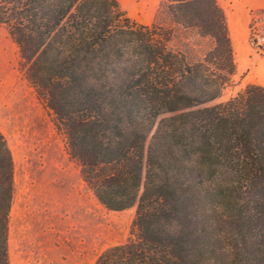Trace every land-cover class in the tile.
Masks as SVG:
<instances>
[{"label": "trees", "instance_id": "trees-1", "mask_svg": "<svg viewBox=\"0 0 264 264\" xmlns=\"http://www.w3.org/2000/svg\"><path fill=\"white\" fill-rule=\"evenodd\" d=\"M0 26L82 181L108 210L135 207L93 264H264V87L212 103L236 74L219 0H160L150 24L118 0H0ZM248 30L264 51V0ZM13 194L0 131V264Z\"/></svg>", "mask_w": 264, "mask_h": 264}, {"label": "rangeland", "instance_id": "rangeland-1", "mask_svg": "<svg viewBox=\"0 0 264 264\" xmlns=\"http://www.w3.org/2000/svg\"><path fill=\"white\" fill-rule=\"evenodd\" d=\"M118 2L131 20L142 24L154 21L160 4V0ZM219 3L227 17L236 74L232 85L212 103L226 101L248 84L264 87V51L257 49L250 42L248 30L250 14L263 7V0H219ZM197 42L198 38L193 31L177 30L173 45L196 57L199 49ZM0 131L13 159L14 194L8 234L10 264H93L97 255L104 249L126 240L135 215V207L121 211L108 210L97 201L82 181L79 166L69 157L65 139L56 130L51 112L20 70L18 47L3 26H0ZM43 151H46V155ZM47 153H50V157ZM51 186L56 188L58 193V201L53 203L52 209L54 218L52 211L48 214L46 201L38 204L27 199L39 188L45 191L46 187ZM90 221L103 226L96 229L97 237L95 234L89 236L86 232L87 223ZM226 246L228 247L227 244Z\"/></svg>", "mask_w": 264, "mask_h": 264}, {"label": "crops", "instance_id": "crops-1", "mask_svg": "<svg viewBox=\"0 0 264 264\" xmlns=\"http://www.w3.org/2000/svg\"><path fill=\"white\" fill-rule=\"evenodd\" d=\"M40 189H42V188H39L38 190L32 192L33 195H31L30 197H27V199L29 201H32V202H35L38 204H41L43 201H46L48 203V206H47L48 214L50 215L52 209H54L53 203L58 201L57 190H56V188H54L52 186L46 187L45 191H42ZM12 204H13V202H12ZM51 215L54 218L55 214L53 211H52Z\"/></svg>", "mask_w": 264, "mask_h": 264}, {"label": "bare ground", "instance_id": "bare-ground-1", "mask_svg": "<svg viewBox=\"0 0 264 264\" xmlns=\"http://www.w3.org/2000/svg\"><path fill=\"white\" fill-rule=\"evenodd\" d=\"M24 110V109H23ZM25 115V114H24ZM33 121V120H32ZM40 122H41V120H40ZM34 123V122H33ZM42 125V124H41ZM42 126H44L45 128H47V126L46 125H42ZM37 127V126H36ZM34 128V127H33ZM38 129V128H37ZM38 130H40V127H39V129ZM46 130V129H45ZM49 131V130H48ZM43 132V131H42ZM24 133L26 134V132L24 131ZM30 135V134H29ZM25 137V136H24ZM30 137V136H29ZM28 137V138H29ZM41 139V138H40ZM29 141V140H28ZM27 141V142H28ZM24 143V142H23ZM35 144V143H34ZM33 144V145H34ZM32 145V144H31ZM25 147V146H24ZM43 147V146H42ZM54 147V146H53ZM45 148V147H44ZM27 149V148H26ZM30 149V148H29ZM43 149V148H42ZM39 151V150H38ZM44 152V151H43ZM46 152V151H45ZM45 152H44V154H45ZM54 152V151H53ZM52 152V153H53ZM23 153H25L26 154V152H23ZM50 153H51V151H50ZM50 153L48 154L47 153V155H49V157H50ZM24 154V155H25ZM40 154H42V153H40ZM35 155V154H34ZM46 155V154H45ZM33 156V155H32ZM41 156V155H40ZM37 157V156H36ZM42 157H43V155H42ZM46 158V157H45ZM44 158V159H45ZM47 160V159H46ZM27 162H28V160H27ZM30 162V161H29ZM33 162V161H32ZM41 162V161H40ZM45 162H47V161H45ZM38 163H39V161H38ZM21 165V164H20ZM23 165H24V163H23ZM39 165V164H38ZM37 165V166H38ZM40 166H42V165H40ZM43 166H44V164H43ZM47 166V165H46ZM20 167V166H19ZM43 168V167H42ZM17 171V170H16ZM25 171V170H24ZM28 171V170H27ZM31 171V170H30ZM33 172V171H32ZM39 174V173H38ZM16 175V174H15ZM18 176V175H17ZM34 176V175H33ZM19 177V176H18ZM17 177V178H18ZM30 177V176H29ZM22 179V178H21ZM38 180V179H37ZM16 181V180H15ZM42 183V182H41ZM29 184V183H28ZM22 184H20V186H21ZM43 185V184H42ZM27 186V185H26ZM90 205V204H89ZM89 211H91V209H89ZM92 211H93V209H92ZM97 211H99V209L97 208ZM95 212V211H94ZM100 212V211H99ZM103 212V211H102ZM95 213H97V212H95ZM101 213V212H100ZM65 214V213H64ZM89 214V213H88ZM70 215V214H69ZM83 215V214H82ZM86 215V214H85ZM103 215V214H102ZM90 216V215H89ZM92 216V215H91ZM95 216V215H94ZM105 216H106V214H105ZM78 217V216H77ZM76 217V218H77ZM99 217V216H98ZM97 217V218H98ZM108 217V216H107ZM68 218V217H67ZM79 218V217H78ZM109 218V217H108ZM113 218H114V216H113ZM104 219V218H103ZM69 221H70V219H68ZM67 220V221H68ZM96 220V219H95ZM105 220H106V218H105ZM99 221V220H98ZM125 221L127 222V220L125 219ZM62 222V221H61ZM77 222V221H76ZM100 222H102V221H100ZM63 224H64V222H62ZM95 222H92V221H90V222H88L87 223V230H86V232L88 233V235L89 236H93L95 233H97V231L98 230H96L99 226H101V227H103L102 225H95L94 224ZM106 223V222H105ZM82 224V223H81ZM70 225H71V223H70ZM73 225V224H72ZM106 225H108V224H106ZM110 225V224H109ZM61 226V225H60ZM64 226H65V224H64ZM74 227V226H73ZM76 227V226H75ZM85 227H86V225H85ZM77 228H79V227H77ZM83 228V227H82ZM111 228V227H110ZM120 228H122V227H120ZM73 229V228H72ZM100 229V228H99ZM106 229V228H105ZM123 229V228H122ZM83 230V229H82ZM101 230H104V229H101ZM62 231V230H61ZM65 231V229L63 230V232ZM74 231V230H73ZM81 231V230H80ZM122 231H124V229L122 230ZM72 232V231H71ZM116 232H117V230H116ZM119 232V231H118ZM69 233V232H68ZM74 233V232H73ZM64 234V233H63ZM84 234V233H83ZM100 234H101V232H100ZM111 234V233H110ZM72 235V234H71ZM74 235V234H73ZM77 235V234H76ZM81 235V234H80ZM102 235V234H101ZM70 236V235H69ZM95 236H96V234H95ZM74 237V236H73ZM97 237V236H96ZM102 237V236H101ZM64 238V237H63ZM67 238V237H66ZM72 238V237H71ZM93 238V237H92ZM106 238V237H105ZM65 239V238H64ZM81 239V238H80ZM94 239V238H93ZM99 239H101V238H99ZM117 239V238H116ZM49 240V239H48ZM75 240V239H74ZM90 240V239H89ZM88 240V241H89ZM94 240H96V239H94ZM104 240V239H103ZM102 240V241H103ZM106 241H108L107 239H105ZM104 240V241H105ZM112 240V239H111ZM113 240H114V238H113ZM80 241V240H79ZM87 241V240H86ZM92 241V240H91ZM46 243V242H45ZM53 243V242H52ZM83 243V242H82ZM92 244H94V243H92ZM98 244V243H97ZM78 245V244H77ZM95 245V244H94ZM89 246H90V244H89ZM92 247V246H91ZM71 248V247H70ZM84 248V247H83ZM90 248V247H89ZM92 248H95V247H92ZM47 249V248H46ZM49 249V248H48ZM51 249V248H50ZM68 249V248H67ZM73 249V248H72ZM80 249H82V247L80 248ZM45 257H47V256H45ZM36 258V257H35ZM51 258V257H50ZM52 259V258H51ZM46 262V261H45ZM43 263V262H42Z\"/></svg>", "mask_w": 264, "mask_h": 264}]
</instances>
